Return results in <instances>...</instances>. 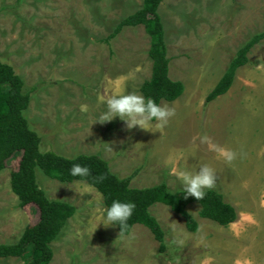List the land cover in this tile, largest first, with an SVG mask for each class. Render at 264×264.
<instances>
[{
    "label": "rangeland",
    "instance_id": "rangeland-1",
    "mask_svg": "<svg viewBox=\"0 0 264 264\" xmlns=\"http://www.w3.org/2000/svg\"><path fill=\"white\" fill-rule=\"evenodd\" d=\"M141 3L0 0V60L12 66L25 90L36 87L23 114L28 127L39 137L41 152L67 158L97 155L118 178L132 176L130 188L165 184L170 192H179L180 171L207 165L216 175L212 190L223 194L239 219L221 227L200 219L198 206L191 204L186 210L198 227L190 233L180 216L154 205L149 212L168 248L167 256L157 255V243L142 226L126 237L115 226L96 228L105 206L94 188L79 181L59 183L36 169L37 185L47 199L75 208L50 244L49 264H264L263 152L261 165L256 162L261 156L257 142L264 137V40L248 53V64L238 70L240 78H235L227 97H218L204 110L197 112L183 100L166 126L152 132L128 130L119 118L95 122L105 108L101 101L118 93L141 95V85L150 78V43L142 26L125 27L104 42ZM163 3L168 77L188 78L185 90L199 78L208 91L236 52L264 31V0ZM254 72L259 78H243ZM202 137L208 142L201 143ZM210 145L234 152V159L226 162ZM20 157L21 152L15 153L0 172V245L17 243L24 229L39 219L37 208H20L10 190V174L17 170ZM255 165L260 177L253 178ZM29 261L28 251L23 258L0 259V264Z\"/></svg>",
    "mask_w": 264,
    "mask_h": 264
},
{
    "label": "trees",
    "instance_id": "trees-1",
    "mask_svg": "<svg viewBox=\"0 0 264 264\" xmlns=\"http://www.w3.org/2000/svg\"><path fill=\"white\" fill-rule=\"evenodd\" d=\"M161 0H143L141 8L121 20L108 36L105 43L114 39L123 28L142 26L149 38L148 57L152 62L151 75L139 92L145 98L160 102H173L183 93V85L172 82L168 77L169 59L166 54L163 27L157 14ZM264 40V31L251 37L235 54L225 73L205 99L204 106L224 95L233 85L237 70L248 64L250 50ZM33 87L25 90L24 83L12 66L0 60V172L15 153L21 152L17 170L10 174V190L17 198L19 207L33 205L39 219L34 226L24 229L17 243L0 245V259L23 258L29 251L30 261L25 264H49L53 257L50 244L60 235L68 220L75 214V208L65 202L51 201L39 189L35 170L38 169L50 180L59 183L85 182L102 197L105 208L114 199L133 202L136 207L127 222L124 237L135 226H142L157 243V255L166 254L165 234L149 210L154 205H163L180 216L187 231H197L196 220L187 212V206H198V217L212 221L221 227L234 224L239 219L237 210L228 203L221 192L205 189L202 200L184 198L179 192H170L165 184L135 189L130 188L132 176L120 179L112 174L108 164L97 155H78L76 159L60 156L55 152H41L39 137L32 132L24 112L27 110ZM73 163L86 165L90 176L72 177L69 170ZM103 177L101 180L100 177ZM118 233L119 226H115ZM164 256H167L164 255Z\"/></svg>",
    "mask_w": 264,
    "mask_h": 264
},
{
    "label": "clouds",
    "instance_id": "clouds-1",
    "mask_svg": "<svg viewBox=\"0 0 264 264\" xmlns=\"http://www.w3.org/2000/svg\"><path fill=\"white\" fill-rule=\"evenodd\" d=\"M125 79V78H122ZM104 105L102 111L96 118L95 122L101 124L110 122L115 118H119L124 123L128 130L138 127L141 130L159 131L166 126L170 117L174 116V108L168 106H161L153 98H145L143 95L137 94L135 91L118 93L112 95L107 100L101 101ZM155 122V123H153ZM208 142L207 137L201 138V143ZM216 150L226 162H231L235 153L225 148H218L215 145H210ZM73 159H76L74 156ZM69 174L72 177L86 178L90 176V169L79 163H73ZM102 180L103 177L101 176ZM179 179V193L186 199L193 197L196 200H202L205 195V189H212L215 187L216 175L212 168L207 165H202L198 170H183L178 173ZM136 205L133 202H124L119 199H114L109 206H107L102 214L98 225L119 226V234L123 236L127 229V222L132 216ZM133 238V237H130Z\"/></svg>",
    "mask_w": 264,
    "mask_h": 264
},
{
    "label": "crops",
    "instance_id": "crops-1",
    "mask_svg": "<svg viewBox=\"0 0 264 264\" xmlns=\"http://www.w3.org/2000/svg\"><path fill=\"white\" fill-rule=\"evenodd\" d=\"M143 1V0H142ZM141 5H142V3H141ZM164 7V3H163V0H161V3H160V5H159V7H158V9H157V14H158V16H159V18H160V21H161V24H162V27H163V32H164V40H165V27H164V24H165V21H164V18L162 17L163 16V14L161 15V10L162 9H164L163 8ZM166 46V45H165ZM230 64V63H229ZM168 67H169V65H168ZM245 67V66H244ZM243 67V68H244ZM242 68V67H241ZM240 69V68H239ZM238 69V70H239ZM238 70H237V73H236V77L235 78H240L239 76H238ZM226 71V70H225ZM225 73V72H224ZM168 75L169 76H171V74H170V69H168ZM223 76V75H222ZM221 76V77H222ZM221 77H219V78H217L216 79V83H215V85H212V87L208 90V91H204L203 90V87H204V85H205V82H203V86H201V82H202V80H200L199 81V78L198 79H196V81H194V84H193V86L191 87V89H189V90H185V88H184V90H183V93H182V95L179 97L180 99L177 101V100H175V101H173V102H170L171 103V106H168V107H170V108H175L176 107V104H178V105H181V103H182V101L183 100H185V103L186 104H189V106L190 107H192V108H195V110H197V112L198 111H201V110H204L203 109V107H204V103H205V99H206V97L208 96V94L213 90V88L216 86V84L218 83V81L221 79ZM242 78V77H241ZM243 78H259V75L257 74V72H254V73H248L247 74V76L246 77H243ZM260 78H262V77H260ZM172 82H179V83H181L182 85L185 83V82H188V78H169ZM246 85V87H248V86H250V83H246L245 84ZM245 87V88H246ZM229 91L230 90H228L227 91V93H225L224 95H226V97H227V94L229 93ZM244 90H242V91H240L239 93H237V95L235 96V99L243 92ZM224 95H222V96H224ZM219 97H221V96H219ZM187 100V101H186ZM218 100V98L217 99H215V101H212V103L213 102H216ZM163 102V101H162ZM161 102V103H162ZM211 103V104H212ZM184 104V103H183ZM209 107H210V104H209ZM205 108V107H204ZM258 143V145L256 146V147H258V149H257V151H258V153L261 155V156H256L257 157V160H256V162H259L260 163V165H261V162L263 161V154H264V137H262V138H260V141H258L257 142ZM255 147V148H256ZM262 152H263V154H262ZM179 162H181V160H179ZM186 163V162H185ZM184 163V164H185ZM253 172L254 173H252L253 174V178H255V174L258 172L257 171V165H255L254 167H253ZM257 175V174H256ZM257 176H259V174L257 175ZM260 177V176H259Z\"/></svg>",
    "mask_w": 264,
    "mask_h": 264
}]
</instances>
